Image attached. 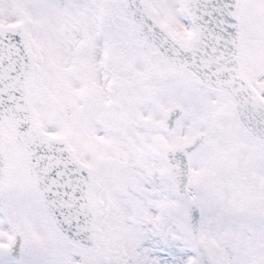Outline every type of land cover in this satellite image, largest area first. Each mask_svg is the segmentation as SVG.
<instances>
[{"label":"snow or ice","instance_id":"6c2138e0","mask_svg":"<svg viewBox=\"0 0 264 264\" xmlns=\"http://www.w3.org/2000/svg\"><path fill=\"white\" fill-rule=\"evenodd\" d=\"M0 264H264V0H0Z\"/></svg>","mask_w":264,"mask_h":264}]
</instances>
